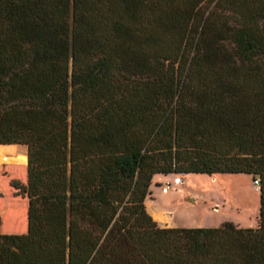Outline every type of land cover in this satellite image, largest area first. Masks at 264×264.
<instances>
[{"label":"trees","instance_id":"16d2710c","mask_svg":"<svg viewBox=\"0 0 264 264\" xmlns=\"http://www.w3.org/2000/svg\"><path fill=\"white\" fill-rule=\"evenodd\" d=\"M1 144L0 264H264V0H0ZM158 173L258 177V225L159 226Z\"/></svg>","mask_w":264,"mask_h":264},{"label":"rangeland","instance_id":"374dc122","mask_svg":"<svg viewBox=\"0 0 264 264\" xmlns=\"http://www.w3.org/2000/svg\"><path fill=\"white\" fill-rule=\"evenodd\" d=\"M0 145L1 152H25L27 146ZM4 152V153H5ZM23 165V166H20ZM0 163V230L23 233L27 230V199L14 193L10 180L25 184L26 164ZM180 177L176 184L174 179ZM147 203L172 213L173 223L162 227H211L224 221L256 227L259 221L260 191L247 173H158L153 176ZM171 183L168 191L162 188ZM165 192V193H164ZM154 219V218H153Z\"/></svg>","mask_w":264,"mask_h":264},{"label":"bare ground","instance_id":"6f19581e","mask_svg":"<svg viewBox=\"0 0 264 264\" xmlns=\"http://www.w3.org/2000/svg\"><path fill=\"white\" fill-rule=\"evenodd\" d=\"M147 209L149 213L152 215V217L154 218V220L157 221L159 224L167 225V224L173 223L172 213L165 211L164 208L157 206V205H152V204L147 203Z\"/></svg>","mask_w":264,"mask_h":264},{"label":"built area","instance_id":"2783aa9c","mask_svg":"<svg viewBox=\"0 0 264 264\" xmlns=\"http://www.w3.org/2000/svg\"><path fill=\"white\" fill-rule=\"evenodd\" d=\"M181 181H182L181 178H180V177H177V178L174 179L173 182L176 183V184H178V183H180ZM253 182H254V185H255L256 187H259L260 182H259V178H258V177H256V178L253 180ZM170 185H171V183H167L166 186L162 188V190H163V191L168 190V189L170 188Z\"/></svg>","mask_w":264,"mask_h":264},{"label":"water","instance_id":"95a60500","mask_svg":"<svg viewBox=\"0 0 264 264\" xmlns=\"http://www.w3.org/2000/svg\"><path fill=\"white\" fill-rule=\"evenodd\" d=\"M1 145H11V144H1ZM25 145V144H24ZM27 162H28V156H27Z\"/></svg>","mask_w":264,"mask_h":264},{"label":"crops","instance_id":"0c3cea01","mask_svg":"<svg viewBox=\"0 0 264 264\" xmlns=\"http://www.w3.org/2000/svg\"><path fill=\"white\" fill-rule=\"evenodd\" d=\"M153 180H154V178H153ZM169 189H170V188H169ZM169 189H168V190H169ZM164 193H165V192H164Z\"/></svg>","mask_w":264,"mask_h":264}]
</instances>
